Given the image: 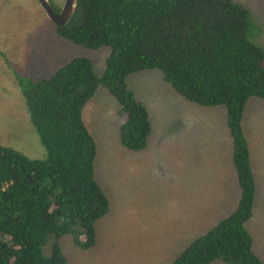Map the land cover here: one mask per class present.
Instances as JSON below:
<instances>
[{"label": "trees", "instance_id": "16d2710c", "mask_svg": "<svg viewBox=\"0 0 264 264\" xmlns=\"http://www.w3.org/2000/svg\"><path fill=\"white\" fill-rule=\"evenodd\" d=\"M50 23L66 44L108 53L101 74L75 55L47 79L15 76L46 158L0 144V264H67L64 237L81 251L96 246L95 226L110 203L95 179L84 108L98 93L108 97L122 119L117 145L146 150L150 114L129 85L145 73L186 104L223 116L235 181L232 210L171 264H264L251 225L260 184L243 126L249 101L264 102V52L249 40L248 10L234 0H78L67 25Z\"/></svg>", "mask_w": 264, "mask_h": 264}, {"label": "rangeland", "instance_id": "374dc122", "mask_svg": "<svg viewBox=\"0 0 264 264\" xmlns=\"http://www.w3.org/2000/svg\"><path fill=\"white\" fill-rule=\"evenodd\" d=\"M234 1L248 10L249 40L264 52V0ZM49 2L58 13L65 0ZM44 16L35 0H0V144L31 160H43L46 153L15 76L47 79L75 55L90 59L101 74L108 53L66 44ZM129 85L150 114L148 146L138 153L123 150L116 143L122 122L116 104L99 93L87 103L83 119L96 144L95 179L110 209L95 226L94 248L78 250L68 237L59 241L67 264H171L234 206L223 116L186 104L156 73L136 75ZM244 120L260 184L251 225L264 263V102L250 100ZM43 250L48 253L47 246Z\"/></svg>", "mask_w": 264, "mask_h": 264}, {"label": "water", "instance_id": "95a60500", "mask_svg": "<svg viewBox=\"0 0 264 264\" xmlns=\"http://www.w3.org/2000/svg\"><path fill=\"white\" fill-rule=\"evenodd\" d=\"M41 10L44 12L46 18L53 24L64 27L72 19L78 0H65L60 12L56 13L49 0H37Z\"/></svg>", "mask_w": 264, "mask_h": 264}]
</instances>
